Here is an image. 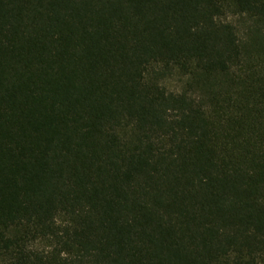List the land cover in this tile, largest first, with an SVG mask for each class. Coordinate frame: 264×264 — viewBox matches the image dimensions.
Masks as SVG:
<instances>
[{"label":"trees","instance_id":"trees-1","mask_svg":"<svg viewBox=\"0 0 264 264\" xmlns=\"http://www.w3.org/2000/svg\"><path fill=\"white\" fill-rule=\"evenodd\" d=\"M0 264H264V0H0Z\"/></svg>","mask_w":264,"mask_h":264}]
</instances>
